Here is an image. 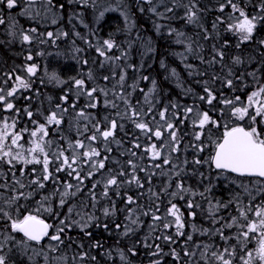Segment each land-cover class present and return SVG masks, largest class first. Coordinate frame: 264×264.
<instances>
[{
  "label": "trees",
  "instance_id": "trees-1",
  "mask_svg": "<svg viewBox=\"0 0 264 264\" xmlns=\"http://www.w3.org/2000/svg\"><path fill=\"white\" fill-rule=\"evenodd\" d=\"M125 1L138 18V27L143 31L141 41L151 51L145 59L136 61L138 52L129 49L127 56L131 61L134 57V68L108 69L102 59L112 63L117 61V56L104 49L103 57L95 49L96 45L103 49L105 40L123 46L129 40L139 41L136 33L134 36L123 31L114 12L107 13L96 27L91 25L81 31L79 28L80 38H75L72 24H67L63 17L66 37L62 47L19 45L17 41L24 42L23 39L12 37L10 46L0 44V92L4 95L7 90L16 88V95L5 99L13 105L12 109H7L5 101H0V126L6 123L9 127L0 146V256L5 258V264H42L41 259L19 250V243L27 241L11 228L12 220L23 219L28 214L47 221L49 235L57 231L59 240L46 238L40 244L27 243L37 248L51 242L49 251L64 264H205L207 261L222 264L213 253L219 255L224 251L223 258L230 264H244L249 259L246 253L256 252L257 247L252 244L235 246L241 239L235 233V226L214 224L209 219L214 216L210 207L216 203L224 206L228 198L225 195H230L235 187L240 191L237 183L251 181L221 174L212 166L211 157L215 142L225 131L237 126L247 130L253 127L250 121L255 109L247 101L253 92L264 87V0H241L240 7L247 16L255 15L258 19L250 38L243 41L227 29L232 25L229 3H226L229 11L219 13L218 8L224 2L191 0V7L199 10V23L207 28L214 24L216 30L208 41L198 34V38H194L193 48L198 54L190 58V63L197 66L193 75L172 58L171 33L152 31L154 21L145 13L149 2ZM62 6L63 14L67 6L72 7L65 1ZM236 11L233 15L240 14V10ZM193 29L185 33L192 36L197 32ZM0 40L9 42L8 38ZM69 46H74L76 60L72 59ZM211 47H216V57L218 52L221 54L216 59L219 64L213 65L208 59ZM13 50H21V53L14 55ZM28 54L31 60L25 62ZM237 58L239 63L235 62ZM83 62L88 66H82ZM27 65H36L35 73L24 71ZM202 73L209 76L202 78ZM250 73H255L256 77L254 74L251 77ZM87 74L90 77H86ZM17 77L29 87L17 88ZM75 79L83 80V84L75 85ZM206 79L210 83L204 85ZM97 81L100 84L92 85ZM208 92L213 96L211 104ZM224 101L233 103L226 105ZM256 101L257 106L264 107V92ZM234 107H246L249 114L243 119L233 116ZM189 108L191 112L186 111ZM74 110L89 114L94 125H87L82 132L73 118ZM28 112L32 113L31 117ZM161 112H165L164 119ZM205 112L216 123L210 122L201 129L198 120ZM52 113L60 120L59 124L47 123ZM260 119L263 115H258L256 120L260 138L264 139V123L260 124ZM113 121L115 128L111 127ZM140 122L148 128H137ZM168 123L174 127L169 129ZM40 125H44L45 132L38 131L33 137L31 133ZM105 130L112 131L107 140L101 135ZM157 130L161 131L159 138L154 135ZM172 132L176 133L175 140ZM12 133L21 136L15 145ZM197 133H200L199 140ZM93 135L96 139L90 140ZM32 139L40 144L44 140L50 147L44 148L42 153L30 152ZM78 140L82 148L75 146ZM152 145L160 153L155 158ZM92 148L99 155L84 157L83 153ZM5 152L10 154L4 156ZM18 153L26 160L35 158L40 163L26 164L17 158ZM45 155L49 159L48 180L43 179ZM74 156L77 157L75 162ZM64 157H68L71 167L63 164ZM165 160L169 162L165 164ZM197 160L200 163H196ZM100 161L104 162V168H99ZM111 177L116 178L117 184L108 186L105 195L106 181ZM68 184L72 187L67 188ZM65 192L69 194L63 195ZM128 197L132 198L131 202ZM172 205L178 209L183 224L179 231L177 225L168 221ZM49 208L51 211H47ZM198 231H202V239L212 241L205 256L207 260H200L198 254L197 263H191L189 257L198 242Z\"/></svg>",
  "mask_w": 264,
  "mask_h": 264
},
{
  "label": "rangeland",
  "instance_id": "rangeland-1",
  "mask_svg": "<svg viewBox=\"0 0 264 264\" xmlns=\"http://www.w3.org/2000/svg\"><path fill=\"white\" fill-rule=\"evenodd\" d=\"M65 1V3H73L72 7L70 8V6L66 7V12L65 14H63V9H62V14L60 13V16H58V12L57 10L54 8L53 5H51L50 3H32L30 5L28 4H19L18 2H16V4L14 5V10L13 12L6 10V15L3 16V19H5V21H3L2 26H0V39L1 38H8L10 41V37L12 38H17L19 39H23V34H24V29H23V24L21 22L20 19H17L18 17L23 18L25 16H29L30 18L41 22V24H44V26H50L52 24V22L56 21V18H62V21L60 22V24H58V29L57 32L56 31H48L46 30L42 35V38H49V33H51L52 35L54 34H58L60 35V38L57 39L56 41H49L48 39H46V45H36L39 47H44V46H60L62 47L63 44V38L66 37V33L63 31V17L65 18V22L71 23L72 27H73V31L72 33L74 34L75 38H80L81 35H79V28L81 31V28L84 29H89L88 27L93 25V27H96L98 25V23H100V21L102 19H104V16L109 13V12H114L118 15V19L121 21V24L123 26V31L125 32H129L128 34H133L135 36V33L137 36H140L139 41L137 43H135V41L129 40L128 42H124L125 46H123L122 44L119 45H114L111 49H109L107 47V45L103 46V49L100 45H96L95 49L96 50H100L99 52H103L102 50L106 49V50H110L112 53L115 54V56H117V61H113L112 63H110V60H105L102 59V64L108 68V69H116L119 70V66L124 67L125 70H127L128 68H134L133 66V62L138 61L139 59H145L147 57V53L150 51L149 50V46L147 48L146 44H144L141 39H142V29L138 27V23H137V16L134 15L129 9H128V5L129 3H127V1L125 0H62ZM211 1H215V2H224L223 3V8L220 6V8H218V12L221 13H227L229 11V9H226V3H229L228 8L231 7V20H232V25L238 23L240 20L243 19V17L240 16V14L238 15H233V13H237V11H233V6L232 5H236V9L239 11H243L245 13V15L247 16V12L242 9L240 7V3L241 0H211ZM75 2V3H74ZM148 3V2H147ZM77 4V5H76ZM85 6L88 9L82 7ZM63 8V6H62ZM191 8V9H190ZM12 10V9H10ZM141 10V8L139 9ZM146 10V14H148L150 16V18L154 21V24L152 25V31L154 33H171V41L173 46H171L172 49V58L174 57V59L178 60L180 62V64H182V66H184V69L186 70H190L191 72H189V75H193L194 74V70L197 68L196 65L190 63L191 61V57L195 56V54L197 55V51L193 48V44L196 42V40H194V38H198V36H205V39L208 41L210 40L211 37H213L216 33V30H214L215 25L214 24H210L209 28H207V26H205L204 24H200L199 23V17H198V13L199 10L195 8V6L191 7V0H151L149 1V3L146 5L145 7ZM191 12L195 13V18L192 21H189L188 16ZM219 17V14H218ZM249 19H251L252 17H255V15H250L247 16ZM14 18V19H12ZM12 19V20H11ZM258 21V19H255L253 21L254 25L256 24V22ZM178 23V24H176ZM182 24H185L182 26ZM119 25V24H118ZM191 27H194V29L192 31H194L195 29H197V32L189 35L187 32L185 33L186 30H190ZM136 28H138V30L136 31ZM255 28V27H254ZM253 28V30H254ZM20 29V30H19ZM227 29L232 30L233 33L237 36H239L240 40L241 36L238 32H236L235 30H233L232 28L228 27ZM199 30H201L199 32ZM203 30V31H202ZM213 31H214V35H213ZM152 32V33H153ZM253 33V31H252ZM198 34V36H197ZM23 35V36H22ZM95 35V34H94ZM217 39L220 37L219 35H217ZM192 37V38H191ZM37 38V36H36ZM12 41V40H11ZM73 41V39H72ZM211 41H213L211 39ZM243 41V40H242ZM15 43V42H14ZM17 43L20 45H32V43H29L28 41H17ZM216 45V43H214ZM65 45H68V43H66ZM70 48H72V59L76 60V50H74V46H69ZM235 46V51L237 53V51L239 50V47ZM129 49H135V51L138 52V58L134 59V57H132V61L130 59V57L127 56V54H129ZM211 50V53H209V58L211 59V64L215 65V64H219L218 61H216V59H218L221 54L218 52V56L216 57V55L214 54V52L217 51L216 47H211L209 48ZM14 55H19L21 53V50H13L12 51ZM11 52V53H12ZM151 52V51H150ZM10 53V54H11ZM79 53V50H78ZM56 54L59 55L58 52H56ZM143 55V57H142ZM105 55H103L104 57ZM30 56V54H28V56L25 57L24 61L25 62H29L28 59ZM199 59H201L199 57ZM119 60V62H118ZM237 61V60H236ZM235 61V62H236ZM31 65H27L24 68V71H27V68L30 67ZM82 66H88L87 63L83 62ZM250 65H248L249 67ZM228 67V66H225ZM37 69V68H36ZM174 71L172 73H174L173 75L176 74L175 72V68L173 69ZM255 73H250V76H254ZM207 76H209L206 73H202L201 77L205 78ZM86 77H90L89 74L86 75ZM256 77V75H255ZM77 80V79H75ZM146 80V79H145ZM83 81V80H82ZM202 82V81H200ZM93 83V82H92ZM91 83V84H92ZM204 85L209 84L210 80H204L203 81ZM74 84L76 85V81H74ZM100 84L99 81H97L96 83H93L92 85H97ZM81 86V85H79ZM10 90H7L6 93L4 94L5 99L9 98V96H7V93ZM259 90V89H258ZM257 90V91H258ZM109 91H115L114 89H109ZM16 95V91L13 93V96ZM257 98L258 96L255 98V100L253 102L247 101L248 105L252 106L253 109H255V116L257 117V108H261L263 109L264 107L262 106H257ZM7 100V99H6ZM233 111V110H232ZM263 111V110H262ZM74 115V119L77 122L78 126L80 127V129L82 130V132H84L87 128V125H94L92 123V117L87 114L86 112H84L83 110H74L73 112ZM235 116V115H233ZM261 116V115H260ZM252 118V117H251ZM260 118V117H259ZM253 124V127H255L257 129V120H255V122H253V120L250 121ZM259 123H264V115H263V119L259 120ZM9 129V127L7 128V130ZM261 130V129H260ZM4 131V125L0 126V132ZM262 131V130H261ZM38 132V131H37ZM257 132L259 134V131L257 129ZM37 139V138H36ZM36 139H32L30 141L31 143V148L33 147L34 142H39ZM41 140V139H39ZM44 142V140H43ZM41 143V146L46 148V147H50L49 144L46 143ZM45 144V145H44ZM223 174V173H221ZM225 174V173H224ZM222 177H224L225 175H221ZM245 179V178H244ZM237 183V182H236ZM238 188L240 189V191H238V189L235 187L232 189V192L230 195H225L226 197L228 196V198L225 200L224 202V206H220V204L216 203L214 204L212 207H210V210L213 211L214 216L211 217L209 219L210 222L212 223H216V222H222V224L226 225L229 227V225L231 226H235V233L238 236H241V239L239 241V243H236L235 246H246L247 244H252L253 247H258V241L260 239V235H261V231L262 230H257L254 233H249L248 237H245L243 235L244 232L248 231L247 225L250 221H254V222H258V217L256 215V211L258 208H264V181H260L257 179H251V181L249 182H244V183H237ZM255 204L257 205L256 208H253V206H255ZM177 209V208H176ZM178 210V209H177ZM237 210V211H236ZM236 211V213H235ZM241 211H243L245 213V216H241ZM177 215L180 216V213L177 211ZM168 216L169 222H172L173 225H176V221H175V217L173 215L170 214V212H168ZM81 219V217H80ZM128 226V225H127ZM230 226V227H231ZM8 227L10 228V224L8 225ZM181 229V228H180ZM199 235H198V242L197 244L193 247V251L189 257V261L191 263H197V256L199 254L200 260L205 259L207 260V258L205 257L207 255V252L209 250L208 247H210V243L212 240L210 239L209 241L205 239L202 235V231H198ZM241 232V234H240ZM211 234V233H210ZM57 235V231H55L53 233V235H49L47 236V238H50L49 241H51V237ZM212 235H210L211 237ZM25 239V238H24ZM222 239V238H221ZM26 240V239H25ZM27 241V240H26ZM204 241V242H202ZM1 242V240H0ZM10 242V235H9V239H8V243ZM28 242V241H27ZM27 242H20L19 245V250L20 251H25L29 256L31 254V256H33V258H39L42 260V264H64V262L59 259L57 256H53V254L49 251L50 249V245L51 242H47L45 244V246H41V247H37L34 248L32 246H30ZM235 242V241H234ZM223 250V249H222ZM224 251V250H223ZM234 252L235 249H234ZM233 254V251L230 252ZM249 253L252 254L253 257V261H255L257 258L256 257V252L253 253V250H251V252H247L246 256H249ZM221 254V253H219ZM223 255L226 254L225 251L222 253ZM201 255V256H200ZM216 258V257H215ZM233 258V256H232ZM259 262V260L257 259L255 262L253 263H257ZM210 262L207 261L205 264H209Z\"/></svg>",
  "mask_w": 264,
  "mask_h": 264
},
{
  "label": "snow or ice",
  "instance_id": "snow-or-ice-1",
  "mask_svg": "<svg viewBox=\"0 0 264 264\" xmlns=\"http://www.w3.org/2000/svg\"><path fill=\"white\" fill-rule=\"evenodd\" d=\"M16 4V0H7V7L9 9L13 8ZM234 10L236 9V5H232ZM223 8V5L221 6ZM240 16L243 17L242 20H240L238 23L234 25H229L230 28L238 32L241 36L242 40H248L252 34L253 28L255 27L253 21L256 19L255 17H252L249 19L243 11H240ZM195 18V13L191 12L188 16L189 21H192ZM0 23H3V20L0 19ZM49 36L52 34L49 33ZM24 41L29 40L28 35L23 36ZM104 44L107 45L109 49H111L114 45L110 40H105ZM98 51H100L98 49ZM101 55H104L103 52H101ZM28 59H31L29 57ZM237 63H239V60L237 58ZM27 71L29 74L35 73L36 71V65H31L27 68ZM17 88H28L29 84L25 82L20 77H17ZM107 79V78H106ZM123 79V77H121ZM229 85H231L232 81H228ZM76 84L82 85V80H77ZM16 91V88H13L11 91L7 93V96L11 97L13 96V93ZM95 91V89H93ZM205 91H208L205 89ZM264 92V87H261L259 92H253L249 97L248 100L250 102H253L255 98L260 95V93ZM88 95H92V92H89ZM213 99L212 93L208 92V102L211 104ZM239 97H237V100ZM0 101H5V96L2 92H0ZM226 105H230L233 102L232 101H224ZM5 106L7 109H12L13 105L11 103H7L5 101ZM95 107V105H92ZM59 107V106H57ZM187 112H191V109H187ZM257 115H264V111H262L261 108H257L256 110ZM248 108L246 107H234L233 108V115L237 116L240 119H243L245 115H248ZM29 117L32 116L31 112H28ZM134 115H139V113H134ZM161 119L165 118V112L160 113ZM253 122L256 120V116L252 117ZM55 122L56 124L60 123V120L56 118V114L52 113L47 117V123L52 124ZM215 124L216 122L211 120V117L207 112L203 113L198 120L199 127L201 129L204 128V126L208 123ZM112 128L116 127L115 121L112 122L111 125ZM137 128L140 129H147L148 125L140 122L136 124ZM167 127L169 129H172L174 126L172 123H168ZM7 128L8 125L4 124V131L0 132V146H2V142L4 137L7 135ZM37 131L39 132H45L44 125H40L36 131H33L31 135L33 137L37 136ZM46 134V133H45ZM101 135L107 140L108 137L112 136L111 130H105L101 133ZM154 135L159 138L161 136V131L157 130L155 131ZM173 140L176 138V133H171ZM200 133L196 134V139L199 140ZM21 139V136L19 133H12V144H17V142ZM42 139V137L40 138ZM90 140H95L96 136L93 135L89 137ZM77 148H82L83 144L81 141H76ZM155 145H152V155L153 157H157L160 155L158 151H155ZM175 151V149H173ZM28 151L30 152H44V147L41 146L39 142H34L33 147L30 148ZM10 153H3L4 156H8ZM99 153L95 148H92L90 151H85L83 153L84 157H93L97 156ZM60 156H63V152L60 153ZM17 158L24 160V163H40L38 159L33 160H26L22 155L19 153L17 154ZM77 157L74 156L73 162ZM211 161L215 164V167L217 169H226L230 170L231 172H236L240 174H250V175H258L260 177H264V139L260 138V135L257 133V130L255 127H252L250 130H246L243 127H233L230 130H227L223 134L222 140H219L215 142V151L214 155L211 157ZM169 161L165 160L164 163L167 164ZM196 163H200V161H195ZM131 163V162H130ZM63 164L67 165L68 167H71V164L69 163L68 157H64ZM43 165H44V180H48L49 174H48V166H49V159L48 156L45 155L43 159ZM99 168H104V162H99ZM62 169H57V171H61ZM92 173H89L91 175ZM135 180V177H133ZM138 183V181H137ZM117 180L115 177H111L107 179L106 185H105V195L107 194V188L111 185H116ZM43 187V185H41ZM67 188H71L72 185L68 184L66 186ZM95 187V185H93ZM179 187V185H178ZM69 193L65 192L63 195H68ZM71 195H75V193H71ZM129 202H131L132 198L128 197ZM64 203V200L61 199V204ZM191 206V205H190ZM47 211H51V209H47ZM177 209L175 205H172V207L169 209V212L171 215L175 217L177 230L179 231L180 228L183 227V224L181 223V217L177 215ZM108 210L105 209V213L107 214ZM5 216H8V213H4ZM256 215L258 217V222L250 221L247 225L248 231L244 232L243 235L245 237L249 236V233H254L257 230H262L260 239L258 241V247L256 249V257L260 264H264V208H258L256 211ZM241 216H245V213L241 211ZM11 219V217H9ZM154 219H159V217H154ZM63 223V221H61ZM165 227H168L167 224L164 225ZM231 225H229L230 227ZM50 225L45 223L43 220H41L37 215L28 214L23 216V219H17L12 220L11 228L15 232L23 233V236L27 238L29 241H36L40 242L41 239L48 235V229ZM60 231H63V229H60ZM52 240H59V235H54L51 237ZM191 239V237H189ZM213 255L216 257V259L221 260L222 264H230V261L223 258V254L217 255L216 253H213ZM0 264H5V258L3 256H0ZM244 264H253V257L252 254L249 253V259L244 261Z\"/></svg>",
  "mask_w": 264,
  "mask_h": 264
},
{
  "label": "flooded vegetation",
  "instance_id": "flooded-vegetation-1",
  "mask_svg": "<svg viewBox=\"0 0 264 264\" xmlns=\"http://www.w3.org/2000/svg\"><path fill=\"white\" fill-rule=\"evenodd\" d=\"M16 2H18L19 4L21 3V4H28V5H30L32 3H46L47 2V3H50L51 5L54 6V8L58 12V16H60V13L62 12V3H63L62 0H16ZM70 4L73 5V3H70ZM11 9L12 10H10L7 7V0H0V19L5 21V19H3V16L6 15V10L13 12L14 7ZM12 19H14V18H12ZM17 19L21 20V22L23 24V29H24L23 35L29 36L28 42L32 43V45H46V43H47L46 39L53 42V41H56L57 39L60 38V35H58L57 33L49 36V38H47V37L42 38V35L44 36V34H42V33L45 32L46 30L51 31V32H53V31L57 32V29H58L57 25L60 24V22L62 21V18H56L57 20L52 22V24L50 26H44V24H41V22L34 20L35 18L32 19L29 16H25L23 18L18 17ZM2 24L3 23H0V26H2ZM36 36H37V38H36ZM3 43H4V41L0 40V44H3Z\"/></svg>",
  "mask_w": 264,
  "mask_h": 264
},
{
  "label": "water",
  "instance_id": "water-1",
  "mask_svg": "<svg viewBox=\"0 0 264 264\" xmlns=\"http://www.w3.org/2000/svg\"><path fill=\"white\" fill-rule=\"evenodd\" d=\"M138 1H141V2H149L151 0H138ZM238 127H242V126H238ZM244 128V127H243ZM247 130V129H246ZM223 138V136H222ZM222 138L220 140H222ZM215 151V149H214ZM213 155H214V152H213ZM212 155V156H213ZM212 166L214 167L215 170L219 171V172H222V173H226V174H229V175H232V176H235V177H239V178H250V179H257V180H260V181H264V177H260L258 175H250V174H240V173H236V172H231L230 170H226V169H217L215 167V164L212 162ZM43 220V219H41ZM45 223L48 224L47 221L43 220ZM49 225V224H48ZM49 230H50V227L48 229V233H49ZM22 236H23V233H20ZM24 237V236H23ZM47 236L43 237L41 239L40 242H36V241H31V242H34V243H41ZM25 239H27L26 237H24Z\"/></svg>",
  "mask_w": 264,
  "mask_h": 264
},
{
  "label": "bare ground",
  "instance_id": "bare-ground-1",
  "mask_svg": "<svg viewBox=\"0 0 264 264\" xmlns=\"http://www.w3.org/2000/svg\"><path fill=\"white\" fill-rule=\"evenodd\" d=\"M120 32H121V31H120ZM1 45H8V46H10V41H9V42L4 41V43L1 44Z\"/></svg>",
  "mask_w": 264,
  "mask_h": 264
}]
</instances>
